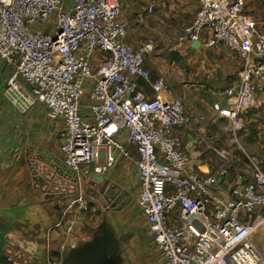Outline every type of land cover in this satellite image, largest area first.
<instances>
[{
    "label": "built area",
    "instance_id": "built-area-1",
    "mask_svg": "<svg viewBox=\"0 0 264 264\" xmlns=\"http://www.w3.org/2000/svg\"><path fill=\"white\" fill-rule=\"evenodd\" d=\"M152 14L155 0H148ZM248 0H196L181 36L226 48L241 68L213 108L238 146L243 114L264 108V32ZM122 0H0V71L7 110L21 118L37 109L61 121L60 154L67 175L104 176L122 160L136 167L137 204L162 264H263L253 236L264 229V170L249 159L232 179L228 164L205 172L180 128L205 117L177 97L164 74L153 77V43L127 41ZM149 87L151 95L144 88ZM217 157L229 162L225 150ZM226 188V200L217 190ZM132 189V188H131ZM78 193L68 212H88ZM73 249V248H72ZM66 245L46 264H65Z\"/></svg>",
    "mask_w": 264,
    "mask_h": 264
},
{
    "label": "crops",
    "instance_id": "crops-1",
    "mask_svg": "<svg viewBox=\"0 0 264 264\" xmlns=\"http://www.w3.org/2000/svg\"><path fill=\"white\" fill-rule=\"evenodd\" d=\"M122 1L124 4L125 1ZM191 1L196 15L198 10L197 2L196 0ZM185 2L187 3L189 0H185ZM251 15L256 21L258 28L264 32L262 14L257 13ZM207 37L208 33L205 32L199 41V49H194L192 44H183V51L180 53L181 57L188 58L189 66L194 68V76L197 77L195 81L194 79H190L188 84L183 83L187 84L183 85V95L186 91L190 92V94L185 95L182 100L189 108L198 110L199 112H197L203 115L205 120L202 122L196 121L192 125L180 128L178 134L184 142L193 145L192 156L195 162L202 164V169L205 172L212 173L218 167V158L214 155L215 153L213 154L211 150L208 151L207 148L211 147L212 149V146L217 141L219 142L220 130L228 139L230 134L228 121L220 118L213 106L215 103H220L224 107L227 105V100L221 96V91L240 70L241 60L236 54L229 52L226 48H213L208 46ZM149 69L151 71V65H149ZM164 69H159L155 74L152 71L151 73L153 77H156L159 74H164ZM165 70L168 72L167 69ZM214 87L218 88L217 98L214 102H209L206 98L204 99L198 96V103H195L190 98L191 94L194 95L195 92L199 91L198 88H205L208 91ZM144 88L149 95L152 94L149 87L144 85ZM193 88L195 91H192ZM259 92L264 101V82L259 84ZM0 105H2V109L0 110V253L9 256L15 263L21 264L20 257H17V255L21 253L22 242L16 241L17 229H15V225L22 224L25 218L33 212V208L37 204L32 205L30 201H34L33 199L35 198L38 200L40 196L45 200L55 202L53 203V207L58 211L57 204L62 203L68 197L73 198L75 194L83 192L89 186L82 180L84 177L79 178L72 175V179L68 180L67 183L62 178H59L60 185H64L59 190H64L65 193H68V196L61 199H48V194L42 193L39 186L33 182V176L27 165L28 159L26 158V153L28 149L32 148L35 151L34 155L42 151L45 154H51L61 159V141L59 138L61 121L47 118L41 109H37L25 118L11 113L7 110L6 104L2 99V91H0ZM243 119L248 126L258 129L260 141L264 140V109L261 112L259 110H251L243 114ZM249 140H251L249 135L242 138L244 142ZM216 149L213 148V150ZM237 175L238 171L234 175L231 173L229 180L231 181ZM104 177L112 183L121 185L124 189H127L133 197L131 203L137 202L138 185L134 162L122 160L115 169L110 170ZM76 179L78 182H73ZM41 187L45 190L48 189L50 193L57 191L55 188L52 189V186L47 188L41 185ZM34 193H37L39 196L34 195ZM217 196L220 199L226 200L229 194L226 188H220L217 190ZM92 201L97 202L94 199ZM100 206L102 207L103 213L106 214L110 211H107L101 204ZM81 221L82 219H68L66 228L62 227L61 223H59L53 228L50 236L52 235L55 238L58 236L62 237L64 239V245L71 250L75 247V244H73L74 238L76 237L75 231L77 229L82 231V228H80ZM145 225L149 231L146 222ZM115 233L117 236L116 231ZM90 239L88 235L85 236L86 242ZM56 250L57 248L48 249L47 257Z\"/></svg>",
    "mask_w": 264,
    "mask_h": 264
},
{
    "label": "rangeland",
    "instance_id": "rangeland-1",
    "mask_svg": "<svg viewBox=\"0 0 264 264\" xmlns=\"http://www.w3.org/2000/svg\"><path fill=\"white\" fill-rule=\"evenodd\" d=\"M124 1L122 17L130 24L127 41L137 45L152 42L153 51L149 55L152 73H157L161 68L167 69L168 72L165 69L163 71L164 76L176 91L177 97L180 99L184 98L190 92L186 91L183 95V85H187L190 79L197 80V77L194 76V68L189 66L188 58L180 56L184 47L180 41L181 36L195 16V9L191 4L192 1L189 0L186 3L185 0H155V8L152 14L147 8L149 4L148 0ZM247 7L251 14H262L264 20V0H248ZM3 72L0 71V91H2L5 83ZM198 89L199 91L195 92L194 95H190V98L195 103H198V96L206 98L209 102H214L217 98L218 88H210L208 91L205 88ZM192 91H195L194 88ZM1 109L2 105H0ZM258 134V129L250 127L245 123V130L240 135V144L238 146H230L227 136L223 135L220 130L219 142L217 141L212 146V149L211 147L207 149L208 151L211 150L213 154L215 153L214 155H216V150H226L229 162L225 163L221 161L216 155L218 167L228 164L231 168L230 172L233 175L236 171L240 173L241 168H246L249 159L257 161L264 170V140L260 141ZM246 135H249L251 140L244 142L242 138L246 137ZM213 148L218 149L213 150ZM82 193L88 196L87 190H84ZM34 195L38 194L34 193ZM77 195H74L73 198L68 197L62 203L57 204L59 205L58 211L53 207V203L55 202L45 200L39 195L38 200L35 198L33 199L34 201H30L32 205L37 204L33 208V212L25 218V222L23 221L22 224L15 225V229H17L16 241L22 242L21 253L17 255V257H20L21 264H46L48 249H58V247L64 244L62 237L58 236L55 238L52 235L50 236L57 224L61 223L62 227L66 228L68 219H82L80 225L82 231L78 229L75 231L76 237L73 242L75 247H77L86 242L85 236L88 235V238H92L94 230L102 223L104 216H107L115 228L117 236L119 238L124 237V241L120 247L123 264L162 263V256L153 245L137 202H133L129 206L117 211L110 209L105 214L102 211L100 203L93 202L88 196L87 199L91 203V208L88 212L66 213L68 205ZM252 239L263 256L264 264V229L259 230Z\"/></svg>",
    "mask_w": 264,
    "mask_h": 264
},
{
    "label": "water",
    "instance_id": "water-1",
    "mask_svg": "<svg viewBox=\"0 0 264 264\" xmlns=\"http://www.w3.org/2000/svg\"><path fill=\"white\" fill-rule=\"evenodd\" d=\"M194 49H199L200 43H192ZM34 149H28L26 158L27 165L33 176V182L39 186L42 193L48 194V199H61L68 196V193L60 189L59 178L65 180L72 179L71 175H67L65 167L60 158L53 155L45 154L39 151L34 155ZM89 187H87V195L99 202L107 211L110 209L120 210L127 207L132 201L133 197L127 189L121 185L114 184L104 176L92 174L89 178L82 179ZM73 182H78L77 179ZM55 188V192L50 193L48 189L41 187ZM92 191V192H91ZM77 195V194H75ZM59 208V205H57ZM124 238L116 236L114 227L107 217L103 218L102 223L94 232L92 238L71 249L65 258V264H123V259L119 255L120 247ZM0 264H16L9 256L3 255L0 257Z\"/></svg>",
    "mask_w": 264,
    "mask_h": 264
},
{
    "label": "flooded vegetation",
    "instance_id": "flooded-vegetation-1",
    "mask_svg": "<svg viewBox=\"0 0 264 264\" xmlns=\"http://www.w3.org/2000/svg\"><path fill=\"white\" fill-rule=\"evenodd\" d=\"M58 202H60V201H58ZM4 254L3 253H0V257H2ZM121 257H122V253H121V251H120V254H119ZM11 259V258H10ZM123 259V258H122ZM16 264H18V263H16ZM20 264V263H19Z\"/></svg>",
    "mask_w": 264,
    "mask_h": 264
}]
</instances>
